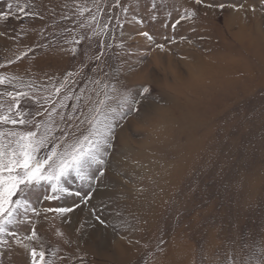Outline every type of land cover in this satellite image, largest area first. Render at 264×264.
I'll list each match as a JSON object with an SVG mask.
<instances>
[{
  "label": "rangeland",
  "instance_id": "1",
  "mask_svg": "<svg viewBox=\"0 0 264 264\" xmlns=\"http://www.w3.org/2000/svg\"><path fill=\"white\" fill-rule=\"evenodd\" d=\"M185 10L196 16L181 19ZM4 13L0 75L22 79L0 85V94L39 100L43 107L21 102L44 113L36 121L63 101L66 119L56 121L78 134L75 97L87 112L105 83L134 94L151 89L139 111L114 121L103 183L89 203L107 227L86 207L47 211L74 208L80 197L46 199L53 193L42 184L26 193L18 239L43 246L52 264L264 260L256 256L264 249V0H0ZM0 103L6 110L11 99L0 95ZM66 186L88 190L75 177ZM33 227L39 239L29 241ZM0 239L13 245L0 243V264H29L21 245Z\"/></svg>",
  "mask_w": 264,
  "mask_h": 264
},
{
  "label": "snow or ice",
  "instance_id": "2",
  "mask_svg": "<svg viewBox=\"0 0 264 264\" xmlns=\"http://www.w3.org/2000/svg\"><path fill=\"white\" fill-rule=\"evenodd\" d=\"M202 2L203 0H195L198 5ZM8 7L11 8V4ZM218 7L223 9L224 5L220 4ZM21 11L23 10L21 9ZM185 13L181 19L196 16L194 11L185 10ZM7 18L8 13L0 15V19ZM179 23L180 20L177 21V24ZM141 34L148 40L153 39L147 32ZM157 47L163 48V45H157ZM23 55H27V53ZM16 59H21V56H17ZM13 62L9 61V63ZM0 67H4V65H0ZM21 79L18 76L0 75V85H4L6 82H19ZM95 83L100 84L99 81H95ZM20 86L31 87L30 84H21ZM63 87L65 84L55 87L54 92L58 95ZM150 91V87L143 86L140 93L134 94L130 89L120 91L115 84L105 83L101 86L100 91L96 92L97 97L102 95L101 99L92 101L91 97L85 98L86 102L92 101L87 112L80 109L81 97H75L76 110H80L81 117H83V119L73 117V119L80 120L79 125H73L77 128L78 134L65 131L56 121L57 116L61 123L66 119L60 114V109L67 107L63 101L60 102V109L56 107H51L50 110L44 108V112H47L46 119L36 121L35 116L44 113L25 111L21 108V102L27 98L43 107L39 100L30 97L29 93L24 91L16 93L8 91L0 94L11 99L6 110L4 104L0 103V238L7 235L15 240L17 245H21L29 257V264H52V261L47 259V253L43 246L38 250L37 247L23 243L18 239L16 226L23 222L21 218L29 211L30 202L26 198V193L42 184H47L50 185L53 195L46 196V199H58L63 194L80 197V202L74 208L58 207L49 208L47 211L63 214L73 212L75 208L86 207L89 208L99 224L107 227L106 221L100 215H96L97 210L89 207V203L97 191V185L103 183L107 156L114 137V121L117 118L123 119L129 112L139 111L140 96H147ZM64 99H73V96L68 94ZM55 103V100H50L47 97L44 100V104L54 105ZM28 116L32 118L26 119ZM8 125L12 127H7ZM16 125L23 127L17 128ZM80 125H85V127L81 130ZM57 132L60 133L59 136L56 135ZM42 150H45L44 155H41ZM72 177L86 183L88 190L83 193L71 192L66 184L70 183ZM31 210L36 213L35 208ZM36 214L38 215V213ZM27 239L29 241L39 239L34 227ZM0 243L6 245L9 250L13 248V245L7 240L0 239ZM52 255L55 256V253L53 252ZM256 256L264 257V249H258ZM248 264H264V260L254 257L249 260Z\"/></svg>",
  "mask_w": 264,
  "mask_h": 264
}]
</instances>
